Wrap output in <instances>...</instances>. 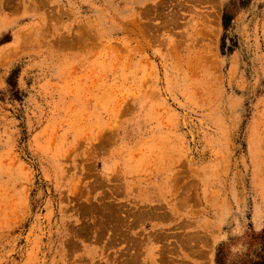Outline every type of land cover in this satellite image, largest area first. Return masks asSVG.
Listing matches in <instances>:
<instances>
[{"label": "rangeland", "instance_id": "1", "mask_svg": "<svg viewBox=\"0 0 264 264\" xmlns=\"http://www.w3.org/2000/svg\"><path fill=\"white\" fill-rule=\"evenodd\" d=\"M0 264H264V0H0Z\"/></svg>", "mask_w": 264, "mask_h": 264}, {"label": "bare ground", "instance_id": "2", "mask_svg": "<svg viewBox=\"0 0 264 264\" xmlns=\"http://www.w3.org/2000/svg\"><path fill=\"white\" fill-rule=\"evenodd\" d=\"M114 216V215H113ZM118 217V216H117ZM122 222V221H121Z\"/></svg>", "mask_w": 264, "mask_h": 264}]
</instances>
